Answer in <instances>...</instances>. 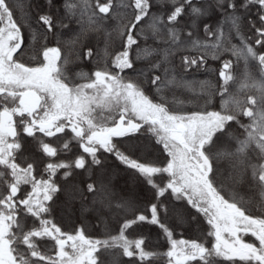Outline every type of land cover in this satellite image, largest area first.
<instances>
[{
	"label": "snow or ice",
	"instance_id": "snow-or-ice-1",
	"mask_svg": "<svg viewBox=\"0 0 264 264\" xmlns=\"http://www.w3.org/2000/svg\"><path fill=\"white\" fill-rule=\"evenodd\" d=\"M47 3L31 32L40 43L33 65L21 60L23 25L12 3L0 0V264H103L108 250H118L114 264H150L159 254L143 235L129 236L145 224L167 240V264H264V203L255 214L221 180L225 164L229 178H247L264 198V0H63L59 15ZM217 14L215 26L207 22ZM226 55L244 61L243 73ZM73 56L94 63L76 73L83 83L68 75ZM209 58L220 61L218 86L187 79L211 71ZM181 88L196 94L197 110L170 108L169 93L183 103ZM215 96L219 109L208 110ZM150 149L163 159L137 155ZM109 157L148 186L144 211L117 191ZM58 204L101 224L125 215L116 235L93 239L83 223L72 232L57 225ZM188 209L209 226L210 248L173 238L168 221L184 223Z\"/></svg>",
	"mask_w": 264,
	"mask_h": 264
},
{
	"label": "trees",
	"instance_id": "trees-1",
	"mask_svg": "<svg viewBox=\"0 0 264 264\" xmlns=\"http://www.w3.org/2000/svg\"><path fill=\"white\" fill-rule=\"evenodd\" d=\"M14 9H15V18L17 21L23 25L22 32L24 34L25 39V48L24 55L21 57L22 62L25 64H33L34 56L32 53V48H39L40 43L33 42L31 39V32L36 25V17L39 13L48 11L50 6L47 3V0H10ZM62 3L63 0H53V5L51 7V11L54 15H59L62 12ZM221 17L219 14L212 16L210 19H207V22L215 26ZM114 24L115 22H110ZM245 35H250L247 29H244ZM203 31L201 29L200 36L203 38ZM71 38L70 33H66L64 36L65 43L61 44L64 54H67L68 45L67 41ZM95 39V37H93ZM233 43H239L238 39H234ZM49 46H55V41L49 39L47 41ZM100 47H103V43L101 42ZM73 63L67 65L68 75L70 78H73L77 83L85 82L79 76H76L77 72H91L94 70V63H90L88 61L77 60L75 56L72 57ZM224 59H232L234 64L236 65L235 71L237 74L243 73L245 70L244 61L241 59L239 62L236 61L235 57H231L230 55H226ZM207 68L211 69V71H199L190 73L187 76L189 80L195 81H208L212 86H218L220 81L216 75V70L220 67V61L208 59ZM248 72L251 73L254 77L258 78L259 73L258 70L252 65L249 64ZM198 87V86H197ZM235 85L232 86V90H235ZM169 106L173 110H181L185 112L195 111L198 108L196 103L197 96L195 93L189 91L186 88L176 89L175 90V99L178 101H182L183 103H175L173 101V96L169 93ZM200 105H203V102L200 101ZM220 105L219 96H215L212 100V103L208 105V110H218ZM246 121V118H245ZM158 147V146H157ZM137 155L142 160L155 161L157 157L163 159L162 154L155 150L150 149L149 151H140ZM108 163L112 171L115 175L114 183L116 184L117 191L120 192L124 197L128 199H135L137 201L136 207L140 211H144L147 207L148 200L151 198V192L148 191V186L145 185L142 181H140L132 172L127 171L123 168L122 165L119 164L114 158L109 157ZM221 168L224 172L221 180L225 186V189L229 192L230 196H234L236 199L240 200L245 206L249 207L250 210L256 209L255 214H260L259 206L264 203V198L261 197L260 190L257 187L251 186L249 180L245 178L241 180L239 183L235 182L233 179L229 178L228 175V167L225 164H221ZM251 170L249 169L246 177H250ZM27 187V186H25ZM130 187H132V191L137 195H133L130 193ZM76 208L79 207L77 204ZM178 207L183 208V206L178 205ZM131 213L129 212L128 215ZM125 215V213L121 212L119 215H113L111 218L105 219V223H98L97 219L93 215H89L87 219H78L77 214H69L62 210V205L57 206L56 210L52 214V219L54 222L61 226L64 231L72 232L74 228L80 227L81 223L85 227V234L93 239H106L109 235H116L119 228L120 217ZM192 216H196V220H192ZM168 223L174 228V239H196L199 242L205 244L206 247H211L213 242V238L207 236V231L209 230V226L206 224L204 218L199 216L195 210L188 209L184 212V223L176 224V222L172 219L168 221ZM143 235L146 238L145 248L148 251H152L158 253L159 255L153 258L150 264H167V258L163 255L168 250V242L160 234V230L156 226L151 225H142L136 227L135 230H129L130 238H138ZM248 242H254V238L248 236L246 238ZM47 241H41L39 243L44 246L42 250H47L49 245L46 243ZM258 243V242H257ZM116 251L118 250H108L105 251L101 257L103 264H114V257L116 255ZM119 264H127V258L121 257ZM197 264H202V262H197ZM217 264H229V262L223 261L222 259L217 258ZM237 264L240 262L237 261Z\"/></svg>",
	"mask_w": 264,
	"mask_h": 264
},
{
	"label": "rangeland",
	"instance_id": "rangeland-1",
	"mask_svg": "<svg viewBox=\"0 0 264 264\" xmlns=\"http://www.w3.org/2000/svg\"><path fill=\"white\" fill-rule=\"evenodd\" d=\"M129 191H130L131 194H133V195H137V194H136V190H135V192L132 191V187H130V190H129ZM248 236H251V235L248 234V235H245V236L243 237L244 240H245L246 242H248V241L246 240V238H247ZM251 237H252V236H251ZM253 238H254V237H253Z\"/></svg>",
	"mask_w": 264,
	"mask_h": 264
},
{
	"label": "flooded vegetation",
	"instance_id": "flooded-vegetation-1",
	"mask_svg": "<svg viewBox=\"0 0 264 264\" xmlns=\"http://www.w3.org/2000/svg\"><path fill=\"white\" fill-rule=\"evenodd\" d=\"M46 243L49 245V247H51V243H52L51 241H47ZM52 254H54V251Z\"/></svg>",
	"mask_w": 264,
	"mask_h": 264
}]
</instances>
